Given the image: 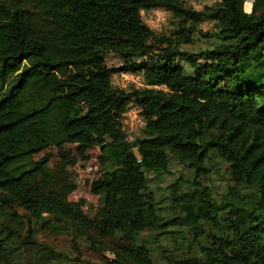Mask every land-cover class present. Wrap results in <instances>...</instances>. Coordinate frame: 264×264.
<instances>
[{
	"label": "trees",
	"instance_id": "trees-1",
	"mask_svg": "<svg viewBox=\"0 0 264 264\" xmlns=\"http://www.w3.org/2000/svg\"><path fill=\"white\" fill-rule=\"evenodd\" d=\"M32 1L49 22L46 34L34 28L24 2L0 0V218L13 207L31 216L48 212L93 244L99 242L90 232L132 238L156 225L193 232L212 224L219 234L195 264H264V214L242 203L245 190L264 195V0H254L251 12L243 0H220L207 11L187 8L186 0ZM155 8L181 22L157 56L141 14ZM206 19L218 23L219 44L176 51L193 43L185 26ZM109 53L123 59L121 69L106 65ZM121 72L140 75L149 87L115 88L113 75ZM131 101L145 121L133 144L122 129ZM92 136L107 162L98 186L105 201L100 219L69 205L63 163L48 171L47 156L34 159L65 142L90 145ZM170 153L196 179L207 175L213 158L222 161L233 185L218 203L209 187L196 179L186 186L181 177L168 187L171 205H161L164 198L144 190L170 173ZM242 228L257 238L244 241ZM19 236L0 223V264H16L29 249L58 254L31 230ZM118 253L132 264H157L144 245Z\"/></svg>",
	"mask_w": 264,
	"mask_h": 264
},
{
	"label": "rangeland",
	"instance_id": "rangeland-1",
	"mask_svg": "<svg viewBox=\"0 0 264 264\" xmlns=\"http://www.w3.org/2000/svg\"><path fill=\"white\" fill-rule=\"evenodd\" d=\"M24 2V8L31 15L35 29L42 35L48 33L49 22H46L39 15L35 2L32 0H15ZM220 0H186L185 6L195 11H207L216 5ZM244 9L251 12L254 0H243ZM150 11L142 12L143 22L154 33L150 43L154 46L155 56L164 53L166 43L163 38H171V35L180 28L181 22L168 12L160 19L150 20ZM191 32L193 43H180L175 45L176 51H187L199 53L211 50L219 44L217 37L218 23L213 20H202L195 23H188L186 26ZM154 56V57H155ZM149 57V59H151ZM141 60V59H140ZM184 68L190 70L188 64L176 59ZM106 65L109 68L121 69L124 65L123 59L113 53L105 57ZM204 63V60L201 61ZM126 74V72H124ZM123 72L113 75L112 84L121 90H130L134 87L131 80L122 76ZM229 82H225L224 86ZM136 105V104H135ZM131 111L141 109L136 106ZM122 124L125 126L127 141L134 143L136 138L141 136L142 127L133 114L123 117ZM169 161V172L162 174L159 180L148 184L144 190L145 194L155 191L161 199V205L171 203L166 196H170L168 187L181 177L180 182L184 185L196 179L188 166L182 164L171 153ZM48 157L47 170L51 171L57 163H63L66 179L65 187L68 194L69 205L83 217L100 219L105 213V201L98 191V186L103 181V175L107 162L103 158L102 150L97 139L92 136L90 145H79L65 142L61 146H50L41 153L35 155V160ZM209 187L213 197L218 203L227 194L229 187L233 185L228 166L222 161L213 158L210 162V169L206 176L196 179ZM160 188L159 191L157 188ZM186 188V187H185ZM242 203L254 211L264 214V195L260 189L252 188L242 192ZM171 205V204H170ZM0 218V223L6 224L20 234V240L27 236L31 230L38 242L53 249L58 254H51L45 250L29 249L24 250L16 264H132L119 256L120 248L123 246L144 245L151 251L152 257L157 264H195V259L205 260L201 253V247L210 246L213 236H218L219 228L212 224L200 227L193 232H185L179 227L171 225H156L141 234L132 238L122 235L102 236L95 232L94 238L99 242L93 244L87 234H81L79 229L68 222L59 221L54 215L48 212H41L38 216H31L24 209L13 207L6 209ZM16 217H11L12 213ZM234 218V214L224 213L222 218ZM244 241H251L257 238L252 231L242 228L238 233ZM20 244V241H19ZM18 245V244H17Z\"/></svg>",
	"mask_w": 264,
	"mask_h": 264
},
{
	"label": "built area",
	"instance_id": "built-area-1",
	"mask_svg": "<svg viewBox=\"0 0 264 264\" xmlns=\"http://www.w3.org/2000/svg\"><path fill=\"white\" fill-rule=\"evenodd\" d=\"M167 12L166 9L164 8H155V9H152L150 10L149 12V16H150V20H154V19H160L162 18ZM123 77L129 79L132 81V83L134 84V87L135 88H142V87H149L145 84V82L143 81L142 77L138 74H134V73H130V72H126V74L123 73L122 75ZM136 103L134 102H129L128 104V108H127V111L124 113L123 117H127V116H130L131 114L134 115V117L137 118V122L140 124V127L144 126L145 124V121L142 117V115L139 113L137 114V110L138 109L136 106L138 105H135ZM132 108H136L135 111H131ZM122 129L123 131L125 132L126 134V139H127V133H126V130H125V126L122 124Z\"/></svg>",
	"mask_w": 264,
	"mask_h": 264
}]
</instances>
